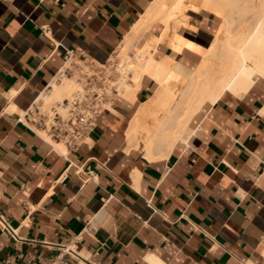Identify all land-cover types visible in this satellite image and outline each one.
I'll return each mask as SVG.
<instances>
[{"label": "crops", "instance_id": "obj_1", "mask_svg": "<svg viewBox=\"0 0 264 264\" xmlns=\"http://www.w3.org/2000/svg\"><path fill=\"white\" fill-rule=\"evenodd\" d=\"M150 2L0 0V264H50L64 246L74 264H264L260 87L205 104L156 160L129 146L134 106L117 97L75 149L20 121L53 91L66 49L109 63ZM185 13L195 28L177 30L181 50L161 43L155 57L192 67L222 18L196 3ZM145 78L139 102L156 88Z\"/></svg>", "mask_w": 264, "mask_h": 264}, {"label": "bare ground", "instance_id": "obj_2", "mask_svg": "<svg viewBox=\"0 0 264 264\" xmlns=\"http://www.w3.org/2000/svg\"><path fill=\"white\" fill-rule=\"evenodd\" d=\"M168 1L152 0L120 46L122 58L118 69L123 75L117 81L118 96L125 104L134 106L125 134L129 146L141 150L148 160L166 158L184 142L191 135L193 118L205 104H213L226 96L244 97L256 87L264 90V0H207L201 6L223 19L212 44L196 52L199 60L194 66L183 63L176 72L171 69L172 56H162L156 70L174 72L182 87L177 89L168 81L155 78L159 85L154 94L139 102L138 91L150 72L154 50L167 37L171 23L175 30L195 28L183 19L187 17V5L195 2ZM156 23L159 26L153 29ZM182 46L171 40L173 51H180ZM114 54L111 60H118ZM80 88L74 78H56L53 91L41 99L46 102L63 99ZM157 111L164 116L160 117ZM148 117L153 119V124L147 123Z\"/></svg>", "mask_w": 264, "mask_h": 264}, {"label": "built area", "instance_id": "obj_3", "mask_svg": "<svg viewBox=\"0 0 264 264\" xmlns=\"http://www.w3.org/2000/svg\"><path fill=\"white\" fill-rule=\"evenodd\" d=\"M64 58L56 78H74L81 88L49 104L39 99L41 94L23 112L20 121L27 127L44 132L55 142L63 143L68 149H75L87 141L96 130L99 119L112 105L118 95V79H112L110 62L97 64L71 49H66ZM78 236L75 242L80 240ZM74 257H79L77 252L64 246L50 264H74Z\"/></svg>", "mask_w": 264, "mask_h": 264}, {"label": "rangeland", "instance_id": "obj_4", "mask_svg": "<svg viewBox=\"0 0 264 264\" xmlns=\"http://www.w3.org/2000/svg\"><path fill=\"white\" fill-rule=\"evenodd\" d=\"M171 1H173V0H169L168 2H171ZM205 1H207V0H186V2H195L196 4H200V5H202L203 4V2H205ZM193 4V3H192ZM187 7H188V5H187ZM188 11H190V10H188ZM188 13V12H187ZM206 15H209L210 16V18H214L213 17V15L212 14H206ZM179 18H181V16H178ZM183 19H187V17H184ZM214 20H215V18H214ZM221 20L220 19H218L217 18V20H216V22H217V24L220 22ZM222 22H223V19H222ZM172 25L174 26V23L172 22L171 23V29H169V31H168V33H167V37H165V39H163V41H161V43H166L171 49H172V47H171V40H175L178 44H181V45H183L184 44V39L182 38V37H180V36H178L177 35V30L179 29H177V30H175V29H173L174 27H172ZM159 26V24L158 23H156V24H154L153 25V29H156L157 27ZM131 33V32H130ZM172 33H173V35H172ZM175 35V36H174ZM172 37V38H171ZM177 37V38H176ZM178 39V40H177ZM160 43V44H161ZM168 43H170V44H168ZM152 48L153 47H151V50H152ZM201 48H203V47H199L198 49H197V52L199 53L200 51H201ZM120 47L118 48V50H117V55L116 54H114V55H116L115 56V58H118V60L116 59V60H111L110 61V64L112 65V67H111V69L109 70L111 73H112V79L114 80V81H116L117 79H118V77L122 74L123 75V73H122V71H121V69H118V62L120 61V59L122 58V56L120 55ZM153 51V50H152ZM156 51H157V48L154 50V56H153V58H155L154 60H153V62H152V64H151V69H150V72H149V74L148 75H146L145 77H147V78H149L150 80H152V81H154L155 82V84H156V88L158 87V82L157 81H155L154 79L155 78H157V79H159L161 82H169V84H170V86H174V87H176L177 89H180L181 87H182V84L177 80V79H175V76H174V72H176V70H178V68L180 67L179 65H181V64H183V62H180V61H178L177 59H175L173 56L171 57V69H172V67H173V69L172 70H174V74L173 73H167V72H164V71H161V72H159V71H157L156 70V65H157V63H158V61H160L161 60V58H163V57H160V58H157V57H155V53H156ZM175 52H176V50H174ZM171 56V55H170ZM172 60H174V61H172ZM176 64V66H174ZM121 72V73H120ZM122 75H121V77H120V80H121V78H122ZM151 77H150V76ZM173 75V76H172ZM147 78H145V79H147ZM168 78V79H167ZM171 78V79H170ZM177 80V81H176ZM175 81V82H174ZM262 91H261V89H259V88H257L256 90H255V94H257V95H259V96H261L262 95V93H261ZM72 93H70V94H68V95H66V97H68V96H70ZM118 95H119V92H118ZM116 96L118 99H120L119 98V96ZM116 99V98H115ZM113 100V101H116V100ZM57 100H61V98H56V99H53V100H51V101H49V102H46V103H52V102H55V101H57ZM110 107V106H109ZM157 113L159 114V116L160 117H162V116H164V113H162L161 111H157ZM146 121H147V123L148 124H153V119L151 118V117H148V119H146ZM141 151V150H140Z\"/></svg>", "mask_w": 264, "mask_h": 264}]
</instances>
